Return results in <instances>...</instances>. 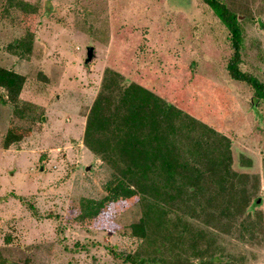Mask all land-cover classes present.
<instances>
[{
    "label": "rangeland",
    "instance_id": "rangeland-1",
    "mask_svg": "<svg viewBox=\"0 0 264 264\" xmlns=\"http://www.w3.org/2000/svg\"><path fill=\"white\" fill-rule=\"evenodd\" d=\"M227 1L243 27L242 68L264 83V0ZM2 4L0 66L25 78L17 103L0 90V255L8 264H134L128 255L143 264L177 258L181 264H264V107L245 86L227 79L224 34L198 0H10L34 15L32 49L25 57L8 46L23 36L27 23L3 19ZM188 24L197 25L195 33ZM118 29L125 34L119 40L124 52L130 55L140 41L145 50L137 64L125 55L115 62L114 92L125 79L166 101L184 99L170 135L178 161L199 162L193 148L210 143L206 155L228 164V187L240 203L237 218L215 220L211 210L190 209L197 220L184 217L179 229L182 224L169 225L175 220L170 213L161 227L168 237L154 234L155 245L125 228L139 217L130 201L109 203L90 226L74 220L79 200L100 201L111 179L84 134ZM190 34L201 38L193 41ZM89 47L94 57L84 64ZM179 234L183 247L168 246ZM198 235L202 241L193 242Z\"/></svg>",
    "mask_w": 264,
    "mask_h": 264
},
{
    "label": "trees",
    "instance_id": "trees-1",
    "mask_svg": "<svg viewBox=\"0 0 264 264\" xmlns=\"http://www.w3.org/2000/svg\"><path fill=\"white\" fill-rule=\"evenodd\" d=\"M198 2L206 18L217 23L224 34L221 44L227 79L234 84L245 86L252 101L264 107V83L257 75L242 68L243 27L237 13L227 0ZM9 3L10 0H3L2 18L19 19L27 23V26L23 29V36L15 39L8 47L15 55L25 57L32 49L34 32L29 24L34 15ZM181 26L186 28L183 19ZM187 26L191 28V33L197 30L196 24ZM119 31L118 29L114 32V41L104 70L101 89L88 113L84 134V144L110 171L111 179L105 188L107 194L100 201L85 198L79 200L80 212L74 220L85 227L90 226L109 203L130 201L128 207L137 209L139 217L125 228L132 236L139 234L140 239L146 243L153 242L155 245L156 239L160 236L163 241L168 237H164L168 233L161 234L163 231L161 227L167 223L170 213L175 219L168 221L171 227L182 224L184 217L197 220L194 215H189L190 209L192 211L199 209L200 213L211 210L215 220L216 217L230 218L231 221L237 218L234 213L239 209L240 203L236 202L235 195L228 187L230 179L228 164L222 160H211L206 155L210 143L204 148L199 144L193 148L195 155L199 156V162L178 161L176 151L170 142V135L175 131L174 123L179 111L176 106L183 105L184 99L179 95L174 100L166 101L156 97L153 89L154 92L134 81L126 83L125 79L117 86L119 90L114 92L117 77L114 68L118 67L115 62L125 55L127 61H135L137 64V57L142 58L143 54L140 53L145 50L143 41H140L136 43L130 55L124 52V46L119 45V40L125 34H120ZM190 35L194 36L193 41L201 38L200 34ZM134 36L137 38L139 34ZM194 63L196 60L190 62V66ZM24 82L23 75L0 66V90L7 100L12 103L18 102ZM25 109L31 110L30 107ZM11 137L8 136L6 142L12 141ZM232 146V142L226 143L227 157H230ZM223 151L225 154V150ZM209 179L212 183L208 181ZM206 183L212 188L208 189ZM260 201L259 198L256 199L253 207H257ZM184 207L187 208L186 212ZM114 222L119 225L118 221ZM120 226L124 228V224ZM182 226L183 224L179 229ZM154 234L159 237L155 239ZM200 236H195L192 241H202ZM182 237V234L176 235V239L168 242V246L172 248L179 243V247H183L181 241L178 242ZM116 257L120 255L116 254ZM126 257V260L134 264L146 262L130 255ZM181 261L177 258L169 264H181ZM0 264H8L1 255Z\"/></svg>",
    "mask_w": 264,
    "mask_h": 264
},
{
    "label": "water",
    "instance_id": "water-1",
    "mask_svg": "<svg viewBox=\"0 0 264 264\" xmlns=\"http://www.w3.org/2000/svg\"><path fill=\"white\" fill-rule=\"evenodd\" d=\"M94 57V48L89 47L86 49V59L84 60V64H88L93 60Z\"/></svg>",
    "mask_w": 264,
    "mask_h": 264
}]
</instances>
